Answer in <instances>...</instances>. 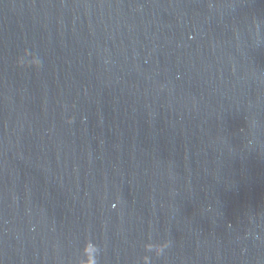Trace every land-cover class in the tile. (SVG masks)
<instances>
[{
  "label": "water",
  "instance_id": "1",
  "mask_svg": "<svg viewBox=\"0 0 264 264\" xmlns=\"http://www.w3.org/2000/svg\"><path fill=\"white\" fill-rule=\"evenodd\" d=\"M0 264H264V0H0Z\"/></svg>",
  "mask_w": 264,
  "mask_h": 264
}]
</instances>
